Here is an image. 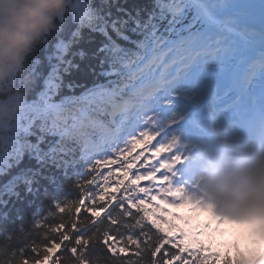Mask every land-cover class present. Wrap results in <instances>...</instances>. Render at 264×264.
<instances>
[{"label":"snow or ice","instance_id":"snow-or-ice-1","mask_svg":"<svg viewBox=\"0 0 264 264\" xmlns=\"http://www.w3.org/2000/svg\"><path fill=\"white\" fill-rule=\"evenodd\" d=\"M166 2L67 0L56 30L27 57L34 83L0 140V236L11 239L26 223L39 236L20 249L22 264H93L97 247L119 264H143L146 256L151 264H198L213 260L211 253L229 264H264V225L226 220L217 227L210 213L165 199L163 172L174 165L161 164L169 151L161 137L137 131L119 139L111 109L141 47L159 34ZM69 177L86 181L82 205L74 223L57 229L48 213L62 214L58 194ZM176 213L190 222L170 223ZM225 234L228 240H216Z\"/></svg>","mask_w":264,"mask_h":264},{"label":"clouds","instance_id":"clouds-1","mask_svg":"<svg viewBox=\"0 0 264 264\" xmlns=\"http://www.w3.org/2000/svg\"><path fill=\"white\" fill-rule=\"evenodd\" d=\"M67 0H0V82L18 69L66 9ZM2 135V133H0ZM213 201L264 208V146H242L202 172Z\"/></svg>","mask_w":264,"mask_h":264},{"label":"trees","instance_id":"trees-1","mask_svg":"<svg viewBox=\"0 0 264 264\" xmlns=\"http://www.w3.org/2000/svg\"><path fill=\"white\" fill-rule=\"evenodd\" d=\"M61 17H59L55 21L54 28L37 42L33 50L27 55V57L39 46V44L44 40V38L47 35H49L50 33H53L56 30L57 21ZM27 57L25 58L23 64L19 67V70H18L19 73L16 75L13 70L12 73L14 74L10 76L11 82H10L9 90L10 92L12 91L16 94V100L21 101L20 104L17 103L18 106H14L15 110L17 111L16 122L18 118L20 117L19 113L22 114L25 110V104L28 101V97H29V90H30L31 85L34 83V80L27 74V70H26ZM22 79L25 80L26 83L21 84L20 81ZM6 88L7 87L5 86L4 91L6 90ZM4 97L5 96L3 95V92H2L0 95V100H4ZM6 131L7 129H4L2 131L0 128V133H2V135H0V140L3 139V134ZM80 175H83V174L81 173ZM82 183H86V181H79L76 177H69L65 181L62 191L58 194L61 198H64L65 200L64 210L62 214L60 210L48 213L49 217H55L54 221L51 219L49 220V223L54 224L55 228L58 229L61 223L71 225L72 223L75 222V218H76L75 209L82 205V200H83L82 197L78 198V190L82 191V189L80 188V185ZM112 214L114 217L118 219L121 218V215H122L116 208L112 210ZM170 223H175V221L170 219ZM81 224L87 225L88 224L87 218L83 219L81 221ZM45 227H47V225H45ZM100 227L104 228L106 227V225L101 224ZM24 228H25V231L14 232L11 236V239H5L3 236H0V264H22V257L20 255V249L27 248L28 246H30L32 236H36V238L39 239V236L37 235L35 229H32L31 232L28 231L31 228L30 223H26L24 225ZM216 240H217V237H216ZM210 255L214 257L213 260L208 261V262L198 261V264H217V261H219V264H229V261H227V259L225 260L219 259V253H211ZM91 257L93 260V264H119V261L109 259L104 253H102L99 250L98 247L91 253ZM65 264H73V261L66 258ZM143 264H151L150 257L146 256Z\"/></svg>","mask_w":264,"mask_h":264},{"label":"bare ground","instance_id":"bare-ground-1","mask_svg":"<svg viewBox=\"0 0 264 264\" xmlns=\"http://www.w3.org/2000/svg\"><path fill=\"white\" fill-rule=\"evenodd\" d=\"M240 8H242V7H240ZM242 9L245 10L246 8H242ZM9 77H10V74H8L6 79H8ZM261 81L263 82L264 78H261ZM253 83L256 84V82H253ZM6 90L9 93L5 95L4 100H1V103H0V128L2 131L4 129L8 130L16 122L17 111L15 110L14 106H18L17 103H19V104L21 103L20 100H16V94L14 92H12V91L10 92L9 89H6ZM11 100H13V101H11ZM201 262H206V261L201 260Z\"/></svg>","mask_w":264,"mask_h":264},{"label":"rangeland","instance_id":"rangeland-1","mask_svg":"<svg viewBox=\"0 0 264 264\" xmlns=\"http://www.w3.org/2000/svg\"><path fill=\"white\" fill-rule=\"evenodd\" d=\"M18 70H19V68L14 70V73H15L16 75L19 73ZM14 73L10 72V76H12ZM9 81L11 82L10 77H9L8 79H6L5 82H3V85H4V83H5V86H6L8 89H9V86H10ZM0 85H2L1 82H0ZM7 88H6V89H7ZM2 90H3V88H2ZM8 93H9V92L6 90L5 92H3V95L5 96V95L8 94ZM11 101H13V100H11ZM0 102H1V100H0ZM19 116H21V113H19ZM246 215H247V213H242L243 218H245ZM249 215H250L251 220H254L255 218H257L258 221H259V223H260L261 225H264V211L260 210L259 212H256V214L252 212V213H250ZM213 218H214V217H213ZM246 219H247V218H245V220H246ZM201 220H203V219H201ZM241 221H244V220H241Z\"/></svg>","mask_w":264,"mask_h":264}]
</instances>
